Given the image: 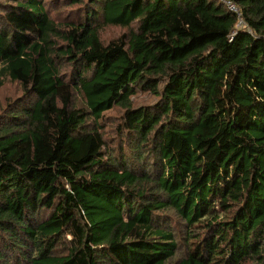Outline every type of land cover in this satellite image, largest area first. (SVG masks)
Returning a JSON list of instances; mask_svg holds the SVG:
<instances>
[{
    "label": "trees",
    "instance_id": "1",
    "mask_svg": "<svg viewBox=\"0 0 264 264\" xmlns=\"http://www.w3.org/2000/svg\"><path fill=\"white\" fill-rule=\"evenodd\" d=\"M48 1L0 0V264H264V0Z\"/></svg>",
    "mask_w": 264,
    "mask_h": 264
},
{
    "label": "rangeland",
    "instance_id": "2",
    "mask_svg": "<svg viewBox=\"0 0 264 264\" xmlns=\"http://www.w3.org/2000/svg\"><path fill=\"white\" fill-rule=\"evenodd\" d=\"M65 2L64 0H49L48 3L59 7L57 12H61L60 16L55 15V9H51V14L56 16L57 19L63 18L64 16L67 19H76L80 16L76 11V6H69L62 4ZM65 18V17H64ZM125 30L122 28H110L107 27L105 31L103 30V38L105 40L113 39L120 34H122ZM23 96V89L19 82L12 81L9 77H4L2 83H0V113L4 108L9 104V102H15L19 100ZM134 99V107L141 106H153L156 101L151 94H147V92L140 91ZM76 106L79 105L78 99L75 101ZM124 110L120 107L116 106L112 110L105 113L104 118L101 120L102 129L106 132V141L107 148H109L113 154L118 157L122 162H126L129 167H143L144 162L139 160V162L135 161V157H137V153L133 152V145L131 144L130 139L127 140L126 136H122L119 131V125L122 124V116ZM164 226H173L175 227L176 223L173 222L163 223Z\"/></svg>",
    "mask_w": 264,
    "mask_h": 264
},
{
    "label": "built area",
    "instance_id": "3",
    "mask_svg": "<svg viewBox=\"0 0 264 264\" xmlns=\"http://www.w3.org/2000/svg\"><path fill=\"white\" fill-rule=\"evenodd\" d=\"M221 1L227 6V8H228L229 10H231V11L237 13L238 16H240V9H239L238 5H237L235 2H233V1H231V0H221ZM241 22H242V20H241V18H240V23H241Z\"/></svg>",
    "mask_w": 264,
    "mask_h": 264
}]
</instances>
